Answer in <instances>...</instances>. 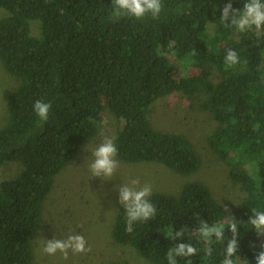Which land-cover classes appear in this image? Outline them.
I'll list each match as a JSON object with an SVG mask.
<instances>
[{
  "label": "trees",
  "instance_id": "trees-1",
  "mask_svg": "<svg viewBox=\"0 0 264 264\" xmlns=\"http://www.w3.org/2000/svg\"><path fill=\"white\" fill-rule=\"evenodd\" d=\"M227 2L162 0L156 20L115 22L112 0H0L8 13L0 19V62L20 81L8 104L9 122L0 128V167L23 165L15 178L0 181V264H32V235L54 178L93 138L103 111L123 121L114 137L116 159L155 162L182 175L197 171L201 161L189 140L154 130L147 117L154 102L174 93L205 96L201 106L218 125L208 145L245 193L240 217L225 212L206 186L190 183L178 195L153 192L155 217L131 233L119 205L113 241L153 264H167L175 243L167 235L171 227L195 229L199 218L226 223L230 215L239 231L237 264H255L264 236L248 221L253 209L264 211V37L222 26L220 9ZM243 2L232 0L233 8ZM34 20L37 37L29 30ZM229 49L240 59L231 68L224 64ZM172 60L198 73L176 79ZM36 100L52 105L46 122L33 112ZM230 236L225 228V243H214L211 257L201 250L192 264H220ZM180 242L203 247L189 233Z\"/></svg>",
  "mask_w": 264,
  "mask_h": 264
},
{
  "label": "rangeland",
  "instance_id": "rangeland-1",
  "mask_svg": "<svg viewBox=\"0 0 264 264\" xmlns=\"http://www.w3.org/2000/svg\"><path fill=\"white\" fill-rule=\"evenodd\" d=\"M0 10V19L7 16ZM32 36H39V22L29 21ZM213 31V27H208ZM167 56V55H166ZM175 78L193 76L198 70L172 60ZM264 65V60L262 61ZM212 79L218 75L212 71ZM20 81L8 74L0 62V128L9 122L8 104L17 92ZM205 96L198 94L188 98L174 93L154 102L147 113L152 128L168 134L184 136L199 155L200 167L197 171L182 175L155 162L125 163L114 179L101 181L92 178L87 163L93 147L105 137H115L123 126V121L107 111L101 113V122L93 136L77 152L75 158L54 178L52 189L46 197L39 224L32 235V264H153L142 257L132 247L117 244L112 238V228L118 210V193L114 190L131 178H139L141 185L149 183L152 193L178 195L183 186L200 183L206 186L216 203L238 220L245 193L229 178V168L218 159L208 145V137L217 128L211 114L202 108ZM23 171L19 162H4L0 167V181L11 180ZM70 234H80L91 247L90 252L72 254L65 259L58 252L54 256L37 251L36 239L45 241L65 239Z\"/></svg>",
  "mask_w": 264,
  "mask_h": 264
},
{
  "label": "clouds",
  "instance_id": "clouds-1",
  "mask_svg": "<svg viewBox=\"0 0 264 264\" xmlns=\"http://www.w3.org/2000/svg\"><path fill=\"white\" fill-rule=\"evenodd\" d=\"M162 0H112L110 19L118 22L121 19L129 18L140 21L145 17L152 20L159 18L162 12ZM182 11V8H178ZM219 22L226 28H232L236 33L243 34L252 32L257 39L264 37V0H244L241 9H234L232 0H228L220 9ZM240 63L238 53L229 49L224 58V64L234 67ZM51 103L43 100H36L33 104V112L42 122L49 118ZM118 148L114 137H105L101 143L91 150L87 168L92 178H99L101 181H110L115 178L120 167L116 159ZM118 193V203L125 214V231L133 232L135 224L147 222L153 219L157 209L150 200L152 186L149 183L141 185L139 178H131L126 183L114 189ZM228 210L225 209V212ZM225 222H218L209 225L199 218L195 229L181 227L179 231H174L173 227L167 232L168 238L175 243L167 249V264H179V259H183L185 264H192L190 259L196 256L201 250L207 257L212 256L214 243H225V228L231 234L226 240V247L223 250V259L220 264H237L239 257H236L238 248V227L232 216ZM248 224L255 231L258 237L264 236V211L252 210ZM186 233L195 235L197 241L203 246L198 249L191 242H180L185 239ZM35 243L39 245L37 251L43 255L54 256L58 252L63 258H67L69 251L72 254L90 252L91 247L87 246V241L80 234H70L65 239L45 241L39 237ZM261 251L256 255L255 264H264V244H261ZM235 257L236 259H233Z\"/></svg>",
  "mask_w": 264,
  "mask_h": 264
}]
</instances>
